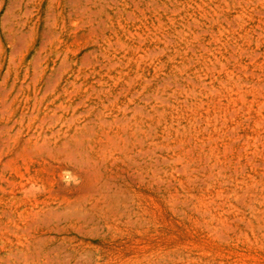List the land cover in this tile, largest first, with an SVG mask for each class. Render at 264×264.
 <instances>
[{
    "label": "rangeland",
    "instance_id": "374dc122",
    "mask_svg": "<svg viewBox=\"0 0 264 264\" xmlns=\"http://www.w3.org/2000/svg\"><path fill=\"white\" fill-rule=\"evenodd\" d=\"M0 264H264V0H0Z\"/></svg>",
    "mask_w": 264,
    "mask_h": 264
}]
</instances>
